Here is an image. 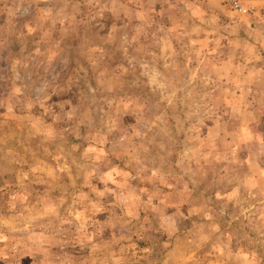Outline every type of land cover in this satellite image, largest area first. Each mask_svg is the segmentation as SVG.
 <instances>
[{
  "label": "rangeland",
  "instance_id": "obj_1",
  "mask_svg": "<svg viewBox=\"0 0 264 264\" xmlns=\"http://www.w3.org/2000/svg\"><path fill=\"white\" fill-rule=\"evenodd\" d=\"M224 1L0 0V264H264V34Z\"/></svg>",
  "mask_w": 264,
  "mask_h": 264
},
{
  "label": "built area",
  "instance_id": "obj_2",
  "mask_svg": "<svg viewBox=\"0 0 264 264\" xmlns=\"http://www.w3.org/2000/svg\"><path fill=\"white\" fill-rule=\"evenodd\" d=\"M226 5L230 7L235 13L247 15L251 20V24L256 30L264 34V14L259 11L250 9L240 3L238 0H225Z\"/></svg>",
  "mask_w": 264,
  "mask_h": 264
},
{
  "label": "crops",
  "instance_id": "obj_3",
  "mask_svg": "<svg viewBox=\"0 0 264 264\" xmlns=\"http://www.w3.org/2000/svg\"><path fill=\"white\" fill-rule=\"evenodd\" d=\"M250 9L264 13V0H238Z\"/></svg>",
  "mask_w": 264,
  "mask_h": 264
}]
</instances>
